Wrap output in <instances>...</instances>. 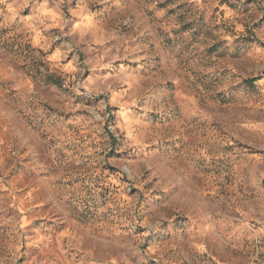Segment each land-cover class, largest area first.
I'll use <instances>...</instances> for the list:
<instances>
[{
	"label": "rangeland",
	"instance_id": "374dc122",
	"mask_svg": "<svg viewBox=\"0 0 264 264\" xmlns=\"http://www.w3.org/2000/svg\"><path fill=\"white\" fill-rule=\"evenodd\" d=\"M0 264H264V0H0Z\"/></svg>",
	"mask_w": 264,
	"mask_h": 264
}]
</instances>
